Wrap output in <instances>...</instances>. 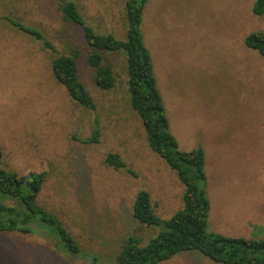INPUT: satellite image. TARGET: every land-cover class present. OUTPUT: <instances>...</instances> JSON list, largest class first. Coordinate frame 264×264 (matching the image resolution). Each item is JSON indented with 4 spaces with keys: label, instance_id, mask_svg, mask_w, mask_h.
Wrapping results in <instances>:
<instances>
[{
    "label": "rangeland",
    "instance_id": "374dc122",
    "mask_svg": "<svg viewBox=\"0 0 264 264\" xmlns=\"http://www.w3.org/2000/svg\"><path fill=\"white\" fill-rule=\"evenodd\" d=\"M74 1L97 31L125 38L126 0ZM254 2L149 0L144 14L171 132L182 149H205L208 233L264 237V55L245 43L264 31ZM60 3L0 0V144L7 169L49 173L39 202L74 235L80 252L37 229L0 233V264H120L117 254L129 236L145 244L162 229L133 216L140 190L149 191L162 218L184 206L185 185L150 147L131 106L125 56L112 55L115 86L100 89L83 31L64 18ZM6 15L39 29L58 54L80 51V75L95 109L69 97L52 71L56 53ZM94 129L98 142H86ZM111 152L125 168L106 162ZM160 264L222 263L191 250Z\"/></svg>",
    "mask_w": 264,
    "mask_h": 264
},
{
    "label": "trees",
    "instance_id": "16d2710c",
    "mask_svg": "<svg viewBox=\"0 0 264 264\" xmlns=\"http://www.w3.org/2000/svg\"><path fill=\"white\" fill-rule=\"evenodd\" d=\"M148 1H125L127 31L124 39L113 33L99 32L88 24L74 0H61L60 3L64 18L83 31L89 47L86 62L93 68V78L100 89L110 90L115 86L112 55L121 53L125 56L130 103L143 121L149 145L185 185L184 206L167 219L156 213L148 190L142 189L136 194L133 203L135 219L147 226H161L162 229L145 244L139 237L129 236L119 250L117 259L120 264H160L180 253L196 250L217 263L264 264V237L207 232L211 201L203 187L207 179L205 149L199 146L184 150L171 132L153 57L143 31ZM253 12L257 16L264 15V0H255ZM4 18L19 30L42 40L44 48L56 53L51 66L57 82L66 88L74 102L96 108L94 97L80 75L79 61L83 55L79 50L58 54L55 45L39 29L10 15ZM245 43L264 55V31L250 33ZM98 140L99 129H94L86 142ZM3 155L0 144V233H34L37 229L61 241L67 250L80 252L74 235L58 216L39 202L49 173H20L7 169ZM106 162L115 168L126 167V162L118 153H108ZM93 264H98L97 259Z\"/></svg>",
    "mask_w": 264,
    "mask_h": 264
}]
</instances>
